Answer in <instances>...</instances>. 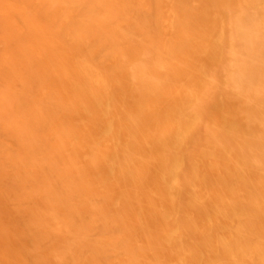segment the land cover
Here are the masks:
<instances>
[{
  "label": "bare ground",
  "instance_id": "1",
  "mask_svg": "<svg viewBox=\"0 0 264 264\" xmlns=\"http://www.w3.org/2000/svg\"><path fill=\"white\" fill-rule=\"evenodd\" d=\"M0 264H264V0H0Z\"/></svg>",
  "mask_w": 264,
  "mask_h": 264
}]
</instances>
